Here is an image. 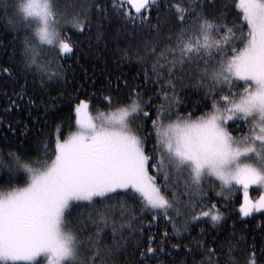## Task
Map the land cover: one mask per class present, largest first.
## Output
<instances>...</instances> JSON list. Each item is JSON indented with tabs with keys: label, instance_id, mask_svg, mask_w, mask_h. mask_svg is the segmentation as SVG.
I'll return each mask as SVG.
<instances>
[{
	"label": "snow or ice",
	"instance_id": "snow-or-ice-1",
	"mask_svg": "<svg viewBox=\"0 0 264 264\" xmlns=\"http://www.w3.org/2000/svg\"><path fill=\"white\" fill-rule=\"evenodd\" d=\"M215 4L113 0V10L133 28L159 33L169 17L179 27L163 45H143L137 59H151L143 88L136 85L123 96L74 97L73 122L66 134L62 124L56 126L54 148L49 134L36 158L28 148L0 153L9 185L0 189V264H114L129 245L139 253L136 264H164L161 255L169 245L194 254L193 264H264V242L257 249L255 240L237 237L235 229L222 241L171 243L172 233L179 237L190 224L219 225L225 212L212 193L227 204L225 192L234 185L243 189V199L233 211L242 221L258 214L257 227L264 225V0H232L238 18L232 24L230 5L221 4L213 15ZM93 8L99 17L107 15L100 0L72 13L57 0H9L3 9L9 27L24 32L20 65L42 92L65 76L58 60L75 48L65 29L90 31ZM185 80H194L203 93L198 115L180 108L178 86L184 88ZM15 95L6 111L40 107L24 86ZM97 99L104 107L93 115ZM73 207L83 209L78 226L68 219ZM145 213L151 214L148 227L163 219L172 233L165 227L159 239L149 234L144 242Z\"/></svg>",
	"mask_w": 264,
	"mask_h": 264
},
{
	"label": "trees",
	"instance_id": "trees-1",
	"mask_svg": "<svg viewBox=\"0 0 264 264\" xmlns=\"http://www.w3.org/2000/svg\"><path fill=\"white\" fill-rule=\"evenodd\" d=\"M57 3L61 9L72 13L81 8L87 9L93 0H57ZM100 3L106 7L107 15L101 18L93 8L90 31L85 29L83 33H79L75 30L65 29V34L75 45L72 53L58 60V63L64 65L65 76L59 82L51 83L42 92L39 83H33L32 76L26 75L22 71L19 54L24 32L21 31L17 35L9 27L3 15V9L8 6L9 0H0V153L6 156L10 151L19 152L23 148H28L32 158H36L38 153L43 154L44 137L49 134L53 136V143L49 147L54 148L56 126L62 124L66 134L69 124L73 122L71 119L72 109L78 102L74 97L79 96L83 99L85 94L96 93L99 98L108 92H112L114 96L117 94L123 96L136 85L144 87L143 72L146 67H150L151 59L148 57L142 61L137 59L138 56L143 55V45L145 43L149 46L152 44L163 45L168 34L176 31L179 25L169 17L167 23H161L159 33L149 31L147 26L133 28L130 22L123 20L113 10V0H100ZM221 4L230 5L228 10L231 14L227 17L228 23H237L238 18L235 15L232 0H216L215 6L209 9L211 14L215 15ZM152 23H157L155 12L152 13ZM130 42L139 45L140 50L138 51L135 46L129 47ZM50 55L55 56V53ZM5 68L9 70L7 73L3 71ZM125 81L128 82L127 88L123 87ZM184 83V88L178 86L181 99L180 108L185 113L193 111L198 115L203 110V93H198L194 87V80H185ZM117 85L120 86L118 93ZM22 86L29 94L36 95L40 107H33L30 112L27 106L13 107L10 111H6L10 106L11 99H16L15 94L22 91ZM147 87L153 86L149 84ZM144 98L148 99L147 96ZM92 104L94 111L96 107L102 109L104 107L98 102V99L93 100ZM45 105L47 112L44 111ZM152 111L155 109L153 108ZM25 125H27V131L24 130ZM7 180L8 172L0 171V189H6L9 186ZM17 183H22V178L19 181L13 180L12 186ZM220 190L219 183H217L216 191ZM225 195L228 196L227 204L224 196H215L212 193L213 199L225 212V218L219 225L213 226L211 222L190 224V231L183 232L177 237L172 233L171 224L166 225L163 219L153 222L152 226L148 227L151 214L145 213V234L142 240L146 242L149 234H156V238L159 239V234H162L166 227L169 233H172L171 243L179 242L182 245L191 244L194 246L195 241L199 239L211 241L215 238L222 241L231 236L235 229L237 237L245 236L249 243L255 240L257 249H259L261 243L264 242V225L257 227L260 224V216L257 214L255 219L249 217L242 221L233 211L243 199L242 191L237 189L230 193L225 192ZM82 210L81 207L69 209L68 219L76 223L77 226ZM105 242H110L109 230H106ZM143 246L146 247V243ZM168 251L171 252V255L167 254ZM193 255L187 253L183 248L171 249L169 245L166 253L161 255V259L164 264H193ZM138 257L139 253L132 245H129L126 250H121L117 254L114 264H136ZM195 259L199 261V255H195ZM151 264H155V261H152Z\"/></svg>",
	"mask_w": 264,
	"mask_h": 264
},
{
	"label": "rangeland",
	"instance_id": "rangeland-1",
	"mask_svg": "<svg viewBox=\"0 0 264 264\" xmlns=\"http://www.w3.org/2000/svg\"><path fill=\"white\" fill-rule=\"evenodd\" d=\"M93 115H95V111L93 110ZM217 183H219V182H217ZM239 187V188H238ZM239 190V191H242V198H243V189L239 186V185H234L233 186V188H232V191H234V190ZM227 192V191H226ZM250 195H251V197H253V198H255V197H257V195H258V192H257V190H256V186H252L251 188H250Z\"/></svg>",
	"mask_w": 264,
	"mask_h": 264
}]
</instances>
